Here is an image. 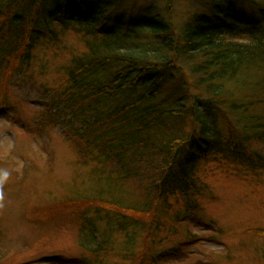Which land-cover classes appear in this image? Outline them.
Segmentation results:
<instances>
[{"label":"trees","instance_id":"1","mask_svg":"<svg viewBox=\"0 0 264 264\" xmlns=\"http://www.w3.org/2000/svg\"><path fill=\"white\" fill-rule=\"evenodd\" d=\"M163 1L135 17L132 0H0L2 105L31 78L39 48L71 51L36 129H64L91 185L57 202L59 213L32 212L79 226L82 264L184 255L185 241L165 242L195 239L182 216L209 194L206 165L264 170V0H205L178 25L173 0ZM68 35L85 50L73 53ZM249 232L260 240L239 264H264V228Z\"/></svg>","mask_w":264,"mask_h":264},{"label":"rangeland","instance_id":"2","mask_svg":"<svg viewBox=\"0 0 264 264\" xmlns=\"http://www.w3.org/2000/svg\"><path fill=\"white\" fill-rule=\"evenodd\" d=\"M152 1L132 0L133 15L140 16ZM202 1L173 0V21L178 25L190 20L205 7ZM157 4L164 1L157 0ZM64 42L73 53L85 50L74 35ZM52 50L51 46L37 50L29 70L31 78L26 76L25 83L10 88L11 104L0 103V187L8 186L0 201V264H82L77 257L85 253L76 223L32 212L33 207H52L53 215L59 213L57 202L72 199L79 189L91 185L86 167L77 164L78 156L64 129L55 125L42 132L36 129L37 114L48 100L47 88L63 84L64 76L57 67L66 63L71 53L65 49L56 55ZM201 176L209 194L193 202L197 207L193 216H182L195 239L188 241L179 233L166 241L167 247L187 243L184 255L173 256L166 264H239L248 255L243 246L260 240L249 230L264 228V170L214 161ZM176 208L180 213L184 210L182 204ZM212 236L219 238L210 239ZM217 252L231 257L221 262Z\"/></svg>","mask_w":264,"mask_h":264},{"label":"clouds","instance_id":"3","mask_svg":"<svg viewBox=\"0 0 264 264\" xmlns=\"http://www.w3.org/2000/svg\"><path fill=\"white\" fill-rule=\"evenodd\" d=\"M4 176H5V177L7 176V173H6V172L4 173Z\"/></svg>","mask_w":264,"mask_h":264}]
</instances>
